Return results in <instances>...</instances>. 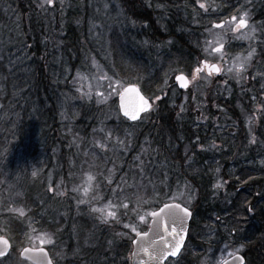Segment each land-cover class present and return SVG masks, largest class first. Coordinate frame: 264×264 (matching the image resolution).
Returning <instances> with one entry per match:
<instances>
[{"label":"rangeland","instance_id":"1","mask_svg":"<svg viewBox=\"0 0 264 264\" xmlns=\"http://www.w3.org/2000/svg\"><path fill=\"white\" fill-rule=\"evenodd\" d=\"M7 1L0 0V64L4 66L3 68L10 70L16 67L18 61L23 60L20 56V49L24 37L27 36L25 30L28 29L30 32L28 27L39 25L37 24L39 21L34 24L31 18L43 19L44 31L50 37L45 44L46 56L42 60V56L45 55L43 53L40 59H33L30 65L42 64V68L50 78L52 86L61 83L60 85L66 89V91L56 93L60 110V123L64 127H68L71 134L75 135L74 137H79L80 143L84 141V137L80 136L84 133L82 124L97 126H95L94 135L90 141L91 146L85 145L88 149H84L81 165L77 168L79 188L78 192L75 193L76 195L69 194L67 188L62 190L64 185L62 180L54 185L55 174L57 171L60 172V165L58 166L56 162L58 160L51 162V166H49L51 163L44 166L41 159H38L37 168L41 170L34 168L33 164L29 165L28 174L31 178H28V182L30 180V186L35 189L37 179L39 181L38 185L40 183L41 187L39 186V190L34 193V197L28 198V200L22 198L19 193L17 195H7L6 190H3V187L0 186V235L6 236L11 241L12 248L15 249V253L12 252L10 258L0 261V264L14 262L15 259L20 257L19 252L22 247L26 245L49 248L55 264H99V262L91 261L85 257L92 247L96 248L97 245L100 248L104 247L109 259L115 260V263L112 262V264H127V260H129L128 264H131L132 240L135 233H130L124 227L125 224L135 223L137 230L141 232L148 228L151 217L147 214L154 210L156 204L163 201H179L190 207V202L196 200V194L192 191L190 184L178 185L179 182L173 172L178 170L177 168L180 166L176 165L175 167L173 164L175 160L182 158V156L186 160V155L192 154L191 146L186 143L184 130L181 128L184 122H187V126H190V124H195L196 127L201 125L205 130L204 133H206V129L213 131L214 128H219L221 134H228L233 132L235 126L237 135H240V133L247 134L246 137L250 138L253 141L252 144L258 148V136L264 134V123L261 126L258 124L262 120L260 118L264 116V45L259 43L264 41V18L259 17L264 16V0H236L241 3L240 9L249 13V26L256 29L255 40L235 38L240 35V33L233 32L235 24L226 22L231 21L232 15L226 18L223 23L213 22L209 29L207 28V35L203 34L202 41H193L197 48H202L201 54L204 59L200 58V50L197 49L199 56L195 58L194 63L192 61L191 72L187 71V67L183 65L180 67V63L177 64L180 57H174L170 39H167L164 44L154 45L145 37L144 32L148 29V26L139 22V19L135 17L134 8L138 6L134 7V0L128 2L126 0H53L51 5L46 4L44 8L40 7L43 0H33V5L32 7L29 6L26 16L20 15L21 8H19L20 3L24 0H15L14 3H7ZM201 3L205 4L207 11H209L210 6L215 8L213 0H198V6ZM70 8L79 10L76 23L84 28L88 42H85V46L87 45L86 50L84 45L82 47L84 52L82 50L79 55L73 53L71 57H67L63 52L65 46L64 36L62 38L58 37L59 35L56 33L64 32L63 28L67 20L66 14ZM156 8L162 18L161 29L167 31L166 19L164 18L167 14L166 10L164 7L156 6ZM240 9L233 14L237 16V19L242 14ZM201 11L207 12L204 9ZM253 11L260 13L256 14ZM19 16L20 21L18 20ZM200 20H202V14L191 23L196 24ZM217 24H223V28L213 27ZM250 28L242 31L247 32ZM38 30H42L41 27ZM216 37H222V39L218 40ZM221 42L225 45L222 59L221 53L212 51ZM251 47H255L256 52L251 62L245 64V71L237 76L235 68L248 56ZM198 59L201 61L199 64L197 63ZM204 60L219 63L223 67L221 74L217 76L215 74L209 75L205 71L197 73L195 68H201ZM143 63L149 65L153 70L162 67L159 87L155 86L156 82H153V79L149 76L150 73L143 76L144 71L141 70L144 67ZM1 65L0 79L3 73L1 72L3 70ZM110 67H114L116 73H118V78L123 87L135 83L139 85L147 97L151 98L153 107L140 121L130 123L122 118L118 111V95L112 89H118L121 92L123 87H118L115 78L112 79L111 89L108 81L98 79L105 74L111 78L112 71H110ZM229 68H233V71L228 72ZM25 72L31 81L29 76L32 71L29 73L25 70ZM178 73H185L189 76V85L183 91L178 89L175 84V75ZM235 86L246 91L254 88L259 93V96H253L256 106L252 101L244 103L242 100H237V105L241 107L242 111L229 105L227 108L223 105L225 109H222L224 102L217 101L214 96L210 97V94H213L212 92L215 90L214 93L230 96ZM89 92H91V98L87 95ZM98 92L105 94L107 97L106 102H101V98L96 95ZM110 92L111 94H109ZM155 97H160V99L156 100ZM33 102L37 103L38 110H35L36 107L32 108L31 116L37 115V117H40L48 106V98L34 99ZM166 103L169 104V111L176 114L177 131L171 133L168 128L165 131L166 126L156 131H148L147 127L156 121L158 112ZM0 109H3V107L1 106ZM228 110L234 113L233 118L225 116ZM243 111L244 114H249L246 117L253 122L255 128L249 125L250 122L247 123L249 128H245L243 125L239 126L238 112L243 114ZM80 118H83V123L73 125ZM259 129L260 131L257 133ZM108 132L113 133L112 137L107 135ZM117 138L124 141L125 147L119 146ZM6 139L14 143V137L12 136V139H10L8 132L5 133V127L1 126L0 142ZM212 141L210 148L196 145V149L204 152H208L210 149L211 152H214L217 147L220 150L222 144L215 143V140ZM101 145L107 147H101ZM40 155L41 158H47L46 153L42 154L40 152ZM137 156L140 159H136ZM141 161H143V164ZM71 165L74 166L75 163L71 162ZM33 172H35V175L32 174ZM23 173L25 174V172ZM5 175L0 177L9 188L13 186L12 183H15L14 179L18 183L21 182L16 173L13 176L10 173ZM88 175L95 177L90 182L91 187H89ZM102 176L111 179V186L102 182ZM215 177V188H223L224 183L218 173H215ZM122 180L127 183H122ZM172 180H175L176 183H172ZM117 184H120L126 190L125 194L128 199L123 202L129 205V215H133L132 210L136 205L137 196L144 197L137 210L146 215V222H139L135 218H124L121 215L117 199L112 192ZM141 184L145 187L141 188ZM153 186L156 187L157 194L152 193ZM9 188L7 192L10 191ZM85 188L89 189L87 195H85ZM36 189H38V186ZM48 190L51 194H57L56 192H58L62 199L67 195H72L76 207L85 206L81 210L92 221L88 227H83L79 231L78 237H76L77 234L74 236L70 245L56 241L52 231L47 229L39 231L32 224H28L26 234L19 236L21 230L14 231V226L6 221L5 216L9 208L17 210L19 214L21 212H23V215L26 214L24 207H20L19 199L25 200L28 204L33 201L43 204L45 201L48 205L50 198L45 195ZM169 193L171 196L168 195ZM178 193H183V195ZM94 196L100 199L95 201L93 200ZM172 196L175 197L174 200L171 198ZM79 200H87L90 203L81 204L78 203ZM109 201L113 205H117L116 208L112 209L117 211V218H110L108 223H104L100 219L101 214L92 213L90 209L105 208L107 210L106 206ZM17 203L18 205H16ZM149 203L151 206H148ZM117 220L118 222H116ZM77 230L74 228V231ZM42 234L50 236L55 241V247L47 243L40 245L38 238ZM106 234L107 238L100 242ZM47 236L45 239H47ZM194 236H197V231H195ZM18 238L19 242L17 243ZM129 244L130 250L126 253ZM195 246V242H190L187 250L184 251L185 255L180 260L170 264H184L185 261L182 260L189 256L190 251H193ZM240 246L236 245L235 248H231L229 245L226 246V244H221L217 248L208 246L198 264H220L225 257L230 256V253H234ZM243 248L244 246L239 253H242ZM122 254H125V256L120 257ZM18 264H23V262L21 261ZM109 264H111V261H109Z\"/></svg>","mask_w":264,"mask_h":264},{"label":"trees","instance_id":"2","mask_svg":"<svg viewBox=\"0 0 264 264\" xmlns=\"http://www.w3.org/2000/svg\"><path fill=\"white\" fill-rule=\"evenodd\" d=\"M14 1L8 0L7 3H14ZM134 1L136 2L133 3L134 7L138 6L134 8L135 17L139 19V22L148 26V29L144 32L145 37L154 45L164 44L167 39H170L174 57H180L177 64L179 65L180 63V67L181 65L187 67L188 72L192 71V61L194 63L195 58L199 56L198 50H200V58L204 59L201 54L202 48H197L194 42L202 41V38H204L203 34L207 35V28L209 29L213 22L223 23L226 18L241 8V3L236 0H213L215 8L210 6V9L208 8L209 11L205 13L198 6V0ZM30 5L32 7L33 0L22 1L19 7L21 8L20 15L26 16ZM156 6L164 7L166 10L167 14L165 13L164 18L166 19L165 26L168 28L167 31L161 29L162 18L159 16V10H157ZM253 12L256 14L260 13ZM201 14L202 20L196 24L191 23ZM66 16L64 32H57L56 34L61 38L64 36L65 46L63 47V52L65 56L71 57L73 53L81 54L83 45L85 46V42L88 41L86 40L84 28L76 23L79 10L70 8ZM259 17L261 19L264 18L263 15ZM18 20L20 21V16ZM31 20L34 24L39 21L37 23L39 25L28 27L30 32L28 29L25 30L27 36L24 37L22 48L20 49V56L23 60L21 62L18 61L16 67L10 70L3 68L4 66L0 64L3 69L1 70L3 73L0 79V107H3V109H0V127H5V133L8 132L10 139H12V136L14 137V143H11L9 139L1 140L0 142V176H6L5 174L7 173L13 176L16 173L21 179L20 183L14 179L15 183H12L13 186L9 188L0 177V186L3 187V190H6L5 193L7 195H17L19 193L22 198L28 200V198L34 197V193L39 190V186L41 187L40 183L38 185L39 181L37 179L36 188L38 186V189H33L30 186V180L28 182V178H31L30 174H28L29 165L33 164V167L38 169V159H41L44 166L58 160L56 162L58 166L60 165V172L57 171L55 174L54 185L59 180H62L64 184L62 190L67 188L69 190L68 193L74 195L78 192V190L74 191V189L79 188L77 168L81 165L84 149L86 148L85 145L91 146L90 141L97 125L82 124L84 133L80 136L84 137V141L80 143L79 137H74L75 135L71 134L68 127H64L60 123V110L56 100V93L66 91V89L60 85L61 83L52 86L50 78L42 68V64L35 63L30 65L33 59H40L42 54L45 53L42 56L43 60V57L46 56L45 44L50 39L49 35L44 31V20H36L35 18H31ZM38 26L42 30H38ZM86 46L85 50L87 49ZM143 65L144 67L141 69L144 71L143 76L150 73L149 76L153 79V82H156L155 86L159 87L162 67L153 70L146 63H143ZM25 70L29 71V73L32 71L29 76L31 81L28 79V74ZM58 85H60L59 88H57ZM214 92L210 94V97L214 96L217 101L224 102L222 109L227 108L229 105L241 110V107L237 105V100H242L244 103L252 101L256 106L253 96H259V93L254 88L246 91L238 89L237 86H235L230 96L227 94V96H222ZM42 97L48 98V106L41 116L38 114L40 117L32 115L34 116L32 118L31 109L36 107L35 110H38V105L33 100ZM238 113L239 126L243 125L245 128H249L247 123L250 122L249 125L255 128L253 122L246 117L249 114H244V111L243 114ZM225 116L233 118L234 113L228 110ZM175 117V112H170L169 104L166 103L161 111L158 112L156 121L151 126H148L147 130L150 132L156 131L166 126L164 128L165 131L168 128L171 133H175L177 131V119ZM260 119L259 126L264 123V116ZM81 122L83 123V118H80L73 125H80ZM184 124L181 128L184 130L186 143L191 146L192 154L186 155V160H184L183 156L175 160L173 164L175 167L180 165V168L177 166L178 170L173 172L179 182L178 185L190 184L192 191L196 194V200L190 202L193 216L183 253L176 260L170 259L167 264L180 260L185 255L184 251L187 250L192 241L196 244L195 249L191 250L189 256L182 260L185 261L184 264H198L208 246L217 248L221 244L229 245L231 248H235L236 245H243L242 254L246 257V264H264V134L258 136L259 143L257 144L258 148H256L252 144L253 141L246 137L247 134L243 135L240 133V135H237L235 126L233 127V132L221 134L219 128H214L215 131L206 129V133H204L205 130L201 125L196 127L195 124H190V126H187V122H184ZM259 131L260 129L257 133ZM35 140L38 142L36 143ZM212 140H215V143L222 144L220 150L217 147L214 152H211L210 149L208 152L196 149V145L210 148L213 143ZM180 143L182 145V141ZM40 152L42 154L46 153L47 158H41ZM59 159L61 160L59 161ZM71 162H74L75 165L72 166ZM215 173H218L224 183L223 188H215ZM172 183H176V181L172 180ZM8 188L9 192H7ZM56 193L51 194L49 190L46 191L45 195L50 198L48 205H46L45 201V204L36 201L28 204L25 200L19 199L20 207H24L26 214L21 215L17 210L9 208L5 216L6 221L14 226V231L21 230V235L19 234V236L26 234L28 224H32L39 231L43 229L52 231L56 241L70 245L74 236L77 234L76 237H78L79 231L83 227H88L92 221L81 210L85 206L76 207L75 199L72 195H67L62 199L58 195L59 193ZM165 202L168 201L156 204L154 210ZM60 213L62 214L60 215ZM74 228L78 230L74 231ZM103 230L108 231L107 229ZM195 231H197V236H194ZM104 238H107V234L100 242ZM199 240L201 241L199 242ZM129 250L130 244L126 253ZM12 252L15 253L14 248H12ZM123 256L125 254L120 257ZM85 257L91 261L99 262V264H109V261H111V264L112 262L115 263V260L109 259L104 247L100 248L98 245L96 248L92 247ZM3 260L6 259H0V261ZM21 261L23 264H31L20 257L10 264H18Z\"/></svg>","mask_w":264,"mask_h":264},{"label":"snow or ice","instance_id":"3","mask_svg":"<svg viewBox=\"0 0 264 264\" xmlns=\"http://www.w3.org/2000/svg\"><path fill=\"white\" fill-rule=\"evenodd\" d=\"M53 3V0H43V3L40 4L41 8H44L46 4L51 5ZM201 9H204L207 11V8L205 4L201 3L200 5ZM107 7V5H105ZM241 16L239 19H237L236 15L231 16V21L227 23H234L235 27L233 29L234 33H240L239 36L235 37L236 39L241 40H255L256 37V29L255 27L249 26V13L247 11H244L243 9H240ZM215 28H223V24H217L214 25ZM247 32H243L242 30L249 29ZM216 39L220 40L222 37H216ZM262 45H264V41H260ZM231 46V45H230ZM224 43H219L218 46L214 47L212 51L215 53H221V59L223 58V50H224ZM207 51V50H205ZM256 52L255 47H251V50L248 52V56L244 58V61L240 62L238 66L235 68V73L237 76L240 75L241 72L245 71V64L250 63L254 54ZM197 63H201L199 59L197 60ZM206 67H213L211 65H208V61L204 60L202 62ZM110 71H112V77L102 75L98 79L106 80L109 82V88L111 89V82L112 79L115 78L116 84L118 87H123V85L120 82V79L118 78V73H116L114 67H110ZM195 71L197 73H200L202 71L201 68L197 67L195 68ZM215 71L219 73L221 71V68L219 66H215ZM233 68H229L228 72H232ZM209 75H211V72H209ZM177 81L181 82V87H187L188 86V79L184 75H178L175 77ZM112 91L115 92L116 95H119L121 97V105L118 109V111L123 112V117H126L130 121H139L141 120V114L142 113H148L153 105L151 103V98L144 96L141 92L137 84L130 83L127 87H123V93H121L118 89H112ZM128 93H135L138 102L134 105H127L123 103L124 97ZM111 94V92L109 93ZM89 98H91V92L87 94ZM99 98H101V102H106L107 97L103 92H98L96 94ZM156 100H159L160 97H155ZM107 135L109 137H112L113 133L108 132ZM117 142L119 146L125 147V143L123 140H120L117 138ZM101 147H107L106 145H101ZM127 150V149H126ZM136 159H140L139 156L136 157ZM143 164V161H141ZM35 175V172L32 173ZM95 179L94 176L88 175V181H89V187H91V181ZM102 182L106 183L108 186H111L112 181L110 178H104L102 176ZM122 183H127L126 181L122 180ZM141 188H144L145 186L143 184L140 185ZM78 189H74V191H77ZM89 189L85 188V195H87ZM125 188L121 187L120 184H117L114 189H112V192L115 194V197L117 199V205L121 211V215L124 216V218L128 219H137L139 222H146V215L141 214L138 209L139 204L144 200V197L137 196V202L136 205H134V208L132 210L133 215H129V205L128 203H124V200H127L128 197L125 194ZM152 193L157 194V189L155 186L152 188ZM63 194V193H62ZM179 195H183V193H178ZM168 195L171 196L169 193ZM173 200L175 199L174 196L171 197ZM99 197H93V200L98 201ZM78 203H90V201L87 200H79ZM117 205H113L111 201L108 202L107 210L105 208H91L92 213H100V219L104 223H108L110 218H117V211H114L112 209L116 208ZM148 206H151L149 203ZM158 207V206H157ZM21 215H23V212H21ZM147 216H150L152 218V224L154 225V228L157 232V234L160 236V241L162 242V247H156L157 242L153 241L151 250L148 247H142L139 249L145 253L148 254V258L150 260H155L157 262L159 261H165L169 260L170 258L178 257L181 254V249L184 247L185 238L187 236V228L185 227L186 221L192 216V212L189 210L188 207L182 206L180 203H163V207H159L158 211H151L147 214ZM118 222V220L116 221ZM124 227L129 230L130 233H135V237L133 239L135 240L136 237H145L148 236V232H140L137 230L135 223H128L125 224ZM162 229V232L160 231ZM47 234H42L38 238V242L40 245H44L45 243L52 245L55 247V241L50 237L47 236V239L45 237ZM138 243V241H137ZM13 247L12 244L9 243L8 239H5L3 236H0V258L8 259L10 258L8 256L9 249ZM243 245L240 246V248H237L234 253H230V255L233 256L234 261H237L238 264H245V260L243 256L238 255L237 253L240 252ZM35 252L38 253L35 257L27 255L28 253ZM21 255L25 256L26 259L32 260L33 264H53L52 258L48 255L47 251L44 247H40L38 249L34 248H28L25 247L21 250Z\"/></svg>","mask_w":264,"mask_h":264},{"label":"water","instance_id":"4","mask_svg":"<svg viewBox=\"0 0 264 264\" xmlns=\"http://www.w3.org/2000/svg\"><path fill=\"white\" fill-rule=\"evenodd\" d=\"M208 65H211L213 67L209 68V67H206L203 64V67L206 68L207 72L217 73L215 71V66H219L217 63H210V62H208ZM178 75H184V76H186L187 79H188V81H189V77L185 73H178L176 76H178ZM175 82H176V84H177V86H178L179 89L183 90V89H186L187 88V87H181V82L180 81H177L176 79H175ZM188 85H189V83H188ZM127 86H128V84L125 87H127ZM139 89H140V92L144 96H146L143 93V91L141 90L140 87H139ZM121 93H123V89L121 90ZM117 102H118V108H119L120 105H121V97L119 95L117 97ZM137 102H138V98H137V96H136L135 93H128V94H126L125 97H124V101H123V103H125V104H127L129 106L134 105ZM119 112H120L121 116H123V112L122 111H119ZM143 114L144 113H142L141 116ZM124 118H126V117H124ZM130 122H134V121H130ZM167 203H179V202L172 201V202H167ZM180 204H182V203H180ZM182 206H185V205L182 204ZM160 207H163V204ZM185 207H187V206H185ZM158 210H159V207L157 209H155V211H158ZM189 210L192 212V216H193V211L190 208H189ZM192 216L186 221V224H185V227L187 228V236L185 238L184 246H185L186 241L188 239V234H189V229H190V223H191V220H192ZM160 231L162 232V229ZM142 232H148L149 235L148 236H145V237H136L135 240L134 239L132 240V250H131L130 263L131 264H166L168 260L159 261V262H157L155 260H150L148 258V254L147 253L139 250L141 248V246L142 247H148L151 250V246H152L153 241H156L157 242L156 247H162L163 246L162 245V242L160 241V236L157 234V232H156V230L154 228V225L152 224V218L150 219L148 228L145 231H142ZM0 236H3V235H0ZM3 237L5 239H8L6 236H3ZM137 241H138V243H137ZM9 243L12 244L10 240H9ZM25 247L38 249V248L44 247V246H40V247L24 246L23 248H25ZM44 248L47 251L48 255L52 258L53 264H55L54 259H53L52 255H51L49 249L46 248V247H44ZM11 249H9V253L11 252ZM183 249H184V247L181 249V252H182ZM21 250H20V254H19L20 255V258L33 264V261L32 260H28V259L25 258V256L21 255ZM9 253H8V255H9ZM237 254L244 257L245 264H246V257H245V255L244 254H241V253H237ZM27 255H30V256L35 257L36 255H38V253L31 252V253H28ZM178 257L170 258V259H177ZM220 264H238V262L237 261H234L233 256L231 255V256L227 257L226 259H224Z\"/></svg>","mask_w":264,"mask_h":264},{"label":"flooded vegetation","instance_id":"5","mask_svg":"<svg viewBox=\"0 0 264 264\" xmlns=\"http://www.w3.org/2000/svg\"><path fill=\"white\" fill-rule=\"evenodd\" d=\"M201 69H202V71H205L207 74H209V73L207 72L206 68H202V67H201ZM211 74H215V73H211ZM215 75L217 76L218 74H215Z\"/></svg>","mask_w":264,"mask_h":264}]
</instances>
